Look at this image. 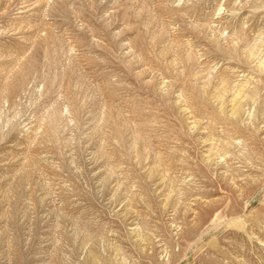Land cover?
<instances>
[{"label": "rangeland", "instance_id": "374dc122", "mask_svg": "<svg viewBox=\"0 0 264 264\" xmlns=\"http://www.w3.org/2000/svg\"><path fill=\"white\" fill-rule=\"evenodd\" d=\"M0 264H264V0H0Z\"/></svg>", "mask_w": 264, "mask_h": 264}]
</instances>
